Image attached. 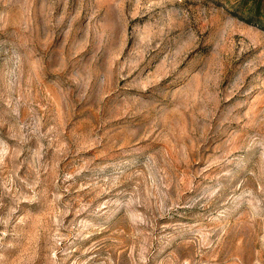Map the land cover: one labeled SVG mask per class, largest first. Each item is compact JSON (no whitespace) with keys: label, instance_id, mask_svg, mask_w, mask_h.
Here are the masks:
<instances>
[{"label":"rangeland","instance_id":"rangeland-1","mask_svg":"<svg viewBox=\"0 0 264 264\" xmlns=\"http://www.w3.org/2000/svg\"><path fill=\"white\" fill-rule=\"evenodd\" d=\"M237 1L0 0V264H264Z\"/></svg>","mask_w":264,"mask_h":264},{"label":"trees","instance_id":"trees-1","mask_svg":"<svg viewBox=\"0 0 264 264\" xmlns=\"http://www.w3.org/2000/svg\"><path fill=\"white\" fill-rule=\"evenodd\" d=\"M234 7L244 20L264 28V0H238Z\"/></svg>","mask_w":264,"mask_h":264}]
</instances>
